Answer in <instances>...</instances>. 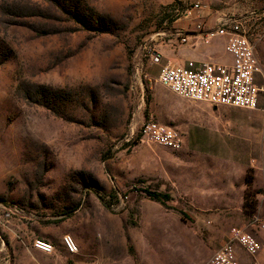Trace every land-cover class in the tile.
Listing matches in <instances>:
<instances>
[{"label":"rangeland","instance_id":"rangeland-1","mask_svg":"<svg viewBox=\"0 0 264 264\" xmlns=\"http://www.w3.org/2000/svg\"><path fill=\"white\" fill-rule=\"evenodd\" d=\"M221 19L242 22L264 90V0H0V264H75L62 237L89 231L128 245L147 232L136 239L186 261L201 247L209 264L236 228L260 246L236 247L238 263L264 264V91L255 110L214 108L158 81L167 62H228L214 59L227 36L206 38ZM150 120L183 147L140 142Z\"/></svg>","mask_w":264,"mask_h":264},{"label":"built area","instance_id":"built-area-1","mask_svg":"<svg viewBox=\"0 0 264 264\" xmlns=\"http://www.w3.org/2000/svg\"><path fill=\"white\" fill-rule=\"evenodd\" d=\"M219 24L217 31L206 38L212 40L218 36H227L224 51L231 59L230 63H216L210 60H189L182 64L167 62L162 66L158 81L173 94L189 101L205 103L214 108L255 110L264 90L257 84L261 68L254 45L248 39L241 21L221 19ZM188 37L194 40L192 47H196L201 38L198 33L192 32L186 34L181 41L185 43ZM163 58L160 50L150 51V60L153 64H160ZM140 135L142 143L156 144L174 150L183 147V138L178 131L153 120L142 125ZM62 242L70 255L78 254V245L72 236H63ZM236 247L251 257H256L260 250L253 236L241 228H236L231 232L228 241L214 252L209 264H239ZM33 248L47 255L54 254L53 246L41 239L33 241Z\"/></svg>","mask_w":264,"mask_h":264},{"label":"crops","instance_id":"crops-1","mask_svg":"<svg viewBox=\"0 0 264 264\" xmlns=\"http://www.w3.org/2000/svg\"><path fill=\"white\" fill-rule=\"evenodd\" d=\"M211 52V50H207ZM216 52L222 57H215V61L228 59L230 63L231 59L225 53L223 48L216 49ZM226 55L228 57H226ZM189 58L197 59L195 54L190 53ZM222 62V61H221ZM220 159H222L220 157ZM199 193H204V199H215L212 197L213 190L208 188L198 187ZM216 190V189H215ZM139 234V235H137ZM147 232H134L128 235L131 239V245H128L126 240V235L123 236V241H106L98 240L97 235L93 231L86 232L84 234V241L80 240V236H77L78 244V254L69 255L70 259L75 262V264H202L199 263L206 256V252L203 248L187 249L186 251L192 254H198L200 251L204 253V256L200 259L194 258L190 261L182 259L181 254L185 250H180V248H174L171 250L164 249L163 246H149L146 242L137 240L136 238L146 236ZM59 233H52V237H60ZM48 240H51L47 238ZM36 250V249H35ZM37 251V250H36ZM56 253V252H55ZM173 254L178 257L173 259ZM172 255V257H170ZM37 257V256H35ZM38 258V257H37Z\"/></svg>","mask_w":264,"mask_h":264},{"label":"trees","instance_id":"trees-1","mask_svg":"<svg viewBox=\"0 0 264 264\" xmlns=\"http://www.w3.org/2000/svg\"><path fill=\"white\" fill-rule=\"evenodd\" d=\"M175 2H179V0H175ZM147 196L156 202L161 203L162 205H165L166 203L173 200L170 194L168 193H160V192H153V191H145Z\"/></svg>","mask_w":264,"mask_h":264}]
</instances>
